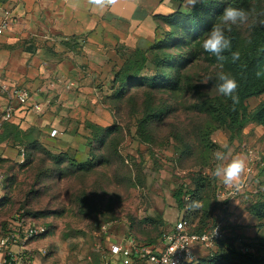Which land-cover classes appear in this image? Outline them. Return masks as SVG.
Here are the masks:
<instances>
[{
	"label": "rangeland",
	"instance_id": "obj_1",
	"mask_svg": "<svg viewBox=\"0 0 264 264\" xmlns=\"http://www.w3.org/2000/svg\"><path fill=\"white\" fill-rule=\"evenodd\" d=\"M179 1V8L191 9L185 0ZM245 10L249 23L226 30L232 47L247 46L255 25L264 29L257 22L264 19L258 17L264 12V0H253ZM218 21L219 17L212 19L201 33L189 36L187 45L175 50L190 59L179 71L183 80L177 90L133 85L117 95L112 78L130 52L114 56L112 64L97 72L94 83L72 85L49 74L56 69L45 50L60 54L55 51L60 50L56 35L32 32L16 43L0 45V81L27 87L42 106L31 115L40 124L45 147L28 148L24 157L15 142L6 140L1 146L0 232L21 211L45 226L47 233L36 241L42 249L35 253L39 264H104L103 254L111 244L128 237L160 242L162 234L184 216L188 228L197 231L204 209L209 216L205 229L219 225L246 243L264 240V221L249 211L263 195L264 129L250 121L232 133L213 123L205 108L207 102L222 97L215 87L216 73L232 75L226 59L219 61L202 48L204 36ZM28 46L35 47L37 55L26 62L23 49ZM148 96L156 109L165 112L162 119L152 120L149 142L138 132ZM261 99H248L251 112ZM5 102L0 95V115ZM87 121L115 131L104 144L89 146ZM215 151L224 152L228 159L243 154L246 167L253 168L247 179L245 171L242 174L241 181L246 179L248 186L237 195L227 196L233 187L213 176ZM62 152L67 153L59 159L51 157ZM199 174L210 180L202 206L188 213L178 210L173 191L180 186L190 189ZM130 260L122 256L120 262Z\"/></svg>",
	"mask_w": 264,
	"mask_h": 264
},
{
	"label": "trees",
	"instance_id": "obj_2",
	"mask_svg": "<svg viewBox=\"0 0 264 264\" xmlns=\"http://www.w3.org/2000/svg\"><path fill=\"white\" fill-rule=\"evenodd\" d=\"M253 0H203L195 8L183 10L180 7L168 15H157L158 20L157 33L154 42L146 49L136 48L130 52L122 64L114 72L112 78V89L117 95L124 94L133 85L154 88L161 86L171 90H177L180 81V69L189 63L190 59L180 55L178 50L188 44V38L201 33L204 27L215 18L220 17L224 8L228 5L246 9ZM163 26L168 27L167 31L162 30ZM161 31V33H160ZM84 39L70 38L67 44L77 46L78 42L83 43ZM232 51H239L241 58L233 62L230 52L223 55L232 68V75L239 83L238 102L233 104L231 99L222 96L211 100L205 104L207 112L212 118V122L218 126L228 128L232 133L241 131L248 122H255L264 129V76L257 78V70L264 69V29L255 25L253 38L245 47H232ZM252 97H261L259 104L254 111H250L247 101ZM145 116L140 120L138 132L147 142L151 140L149 127L154 118L162 119L164 111L156 109L150 96L147 97ZM85 127L90 131L87 141L88 145L94 142L104 144L109 134L115 129L104 127L99 124L87 121ZM12 141L21 148L24 157H28V148L42 147L41 129L32 125L27 129L19 124L7 121L0 130V145L5 141ZM42 149L45 150L43 146ZM48 153V152H47ZM67 152L61 155H53V159H59ZM78 164V163H77ZM75 164V165H77ZM264 177V168L262 170ZM191 188L180 186L173 191V198L176 201L178 210L186 209L188 213L191 208L188 207L191 201H203V192L210 186V180L205 174H199L192 179ZM264 187V180H263ZM208 209H204V214L200 218V227L196 233H203L208 216ZM250 214L259 221H264V189L261 198L257 199L249 209ZM185 217V216H184ZM166 233V232H164ZM163 237H160V241ZM138 240V239H137ZM239 240L242 237L239 234L230 232L225 239L218 242L206 257H200L197 262L189 264H264V240H255L246 243L242 240V245L248 248L243 250ZM140 241V240H139ZM147 244H158L159 241L143 242Z\"/></svg>",
	"mask_w": 264,
	"mask_h": 264
},
{
	"label": "crops",
	"instance_id": "obj_3",
	"mask_svg": "<svg viewBox=\"0 0 264 264\" xmlns=\"http://www.w3.org/2000/svg\"><path fill=\"white\" fill-rule=\"evenodd\" d=\"M179 3V0H115L112 4H96L91 0H0V23L3 11L7 8L11 11V22L0 34V45L16 43L32 32H39L42 36L56 35L60 50L55 51L60 54L55 56L50 54L51 50H45L50 56L47 59L56 69L49 74L68 84L90 85L99 77L97 72L112 64L114 56L119 58L120 54L136 48H148L156 38L158 20L155 16L173 13L178 10ZM73 37L78 41L86 39V43L67 44ZM23 50L26 62L37 55L35 47L28 46ZM8 85L15 87L14 84ZM0 95L6 101L5 110L9 101L5 95ZM33 98L32 93L27 106L12 101L14 110L10 121L24 129L25 124L39 127L31 114L40 112L42 106ZM197 253L199 257H206L210 251L199 246ZM125 264L139 263L130 260Z\"/></svg>",
	"mask_w": 264,
	"mask_h": 264
},
{
	"label": "built area",
	"instance_id": "obj_4",
	"mask_svg": "<svg viewBox=\"0 0 264 264\" xmlns=\"http://www.w3.org/2000/svg\"><path fill=\"white\" fill-rule=\"evenodd\" d=\"M10 22L11 11L7 8L3 11L0 34L8 28ZM0 93L9 101V105L0 115L1 130L3 124L10 121L13 116L14 107L11 102L16 100L20 106H27L32 93L27 87H10L2 81H0ZM37 108L39 109V106ZM56 132L54 130L52 135ZM245 173L247 179L254 173L253 168L247 166ZM246 179L239 189L233 187L226 195L234 196L240 193L248 186ZM46 233L45 226L39 225L23 211L16 214L0 232V264H39L36 262L35 253L37 251L41 253L42 249L36 247V241ZM226 236L227 233L219 225L203 233L192 232L187 226L186 219L182 217L171 231L163 234L158 244H147L134 237H128L111 244L108 253L103 254V260L104 264H121V257L125 256L137 263L189 264L197 262L200 258L197 253L199 246L211 251ZM239 241L242 249L247 251L248 248L242 245V240Z\"/></svg>",
	"mask_w": 264,
	"mask_h": 264
},
{
	"label": "clouds",
	"instance_id": "obj_5",
	"mask_svg": "<svg viewBox=\"0 0 264 264\" xmlns=\"http://www.w3.org/2000/svg\"><path fill=\"white\" fill-rule=\"evenodd\" d=\"M96 4H112L115 0H91ZM203 0H185V5L190 8H195L197 4L202 3ZM258 17H264V12L258 14ZM249 11L244 8L234 7L228 5L224 8L219 17V21L208 30L202 41V48L205 52L214 55L217 60L223 61L226 57L223 55L225 52H230L233 62L239 61L241 53L239 51H232L231 38L226 35V30L231 31L232 26H243L249 23ZM260 25H264V19H258ZM257 78L264 76V69L257 70ZM211 79V77H209ZM215 79L218 81L216 84L217 92L229 99L235 104L238 102V88L239 83L237 79L230 73L220 71L216 73ZM208 81L205 80L204 83ZM214 160L216 161L213 176L222 179L223 183L228 187H235L239 189L241 186V176L246 168V157L243 154H238L228 159L226 154L222 151H215L213 153ZM201 202L193 200L188 205L191 209L200 208Z\"/></svg>",
	"mask_w": 264,
	"mask_h": 264
}]
</instances>
